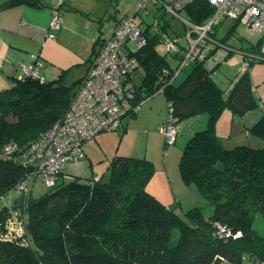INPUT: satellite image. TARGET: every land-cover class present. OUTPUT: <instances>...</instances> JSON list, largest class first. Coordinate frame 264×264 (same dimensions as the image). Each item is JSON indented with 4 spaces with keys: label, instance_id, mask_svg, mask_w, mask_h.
Returning <instances> with one entry per match:
<instances>
[{
    "label": "trees",
    "instance_id": "16d2710c",
    "mask_svg": "<svg viewBox=\"0 0 264 264\" xmlns=\"http://www.w3.org/2000/svg\"><path fill=\"white\" fill-rule=\"evenodd\" d=\"M23 3L36 5L38 0H8L0 9ZM184 10V18L195 25L205 24L213 13L207 0H196ZM156 17L163 20L159 31H151L153 23H145L147 44L131 47L144 76L141 83L133 79L136 92L124 119L135 117L142 104L159 93L167 99L166 122L176 127L185 119L208 114L207 127L193 133L179 164L183 179L199 186L213 212L206 216L195 206L179 215L147 190L154 172L151 159L118 155L109 162L108 179L94 175L64 181L60 171L57 183L41 197L22 192L3 205L0 264H264V236L255 228L257 215L264 217V146L229 148L216 133L225 109L243 115L259 105L249 65L230 90L219 86L213 75L222 64L211 65L215 50L240 22L221 39L213 31L215 47L207 49L211 40L201 44L191 71L176 84L180 65H171L169 56L181 60L188 46L169 34L164 14ZM162 31L176 41V51L159 50L165 43ZM263 37L244 50L250 64L264 61L250 56L260 54ZM104 40L96 41L94 57L97 43ZM93 59L86 73L72 83L67 82L71 67L52 77L41 74L47 66L44 59L39 74L13 76L11 85L0 89V200L20 189L21 182L34 181L35 170L25 157L36 140L63 120ZM250 132L264 140V114ZM174 229L179 230L177 239Z\"/></svg>",
    "mask_w": 264,
    "mask_h": 264
},
{
    "label": "rangeland",
    "instance_id": "374dc122",
    "mask_svg": "<svg viewBox=\"0 0 264 264\" xmlns=\"http://www.w3.org/2000/svg\"><path fill=\"white\" fill-rule=\"evenodd\" d=\"M66 3L60 6V0H52L51 7H45L49 13H60L64 19L63 27L66 29L64 35L56 39H46V46L43 42L35 43L33 54L39 56V60H46V68L41 74L52 77L61 72L63 68L71 67L67 76V82L80 79L90 65V58L93 59V48L100 38L109 39L116 27L118 20L124 16L133 15L137 10L140 0H65ZM49 5V3H46ZM53 5V6H52ZM164 14L169 21L168 32L173 37H178L181 43L188 46L186 37L187 27L184 21L170 13H164L160 4L154 1H147L146 7L139 9L135 19L138 23L145 19V23H155L157 17ZM186 11H181L185 16ZM52 19V18H50ZM163 22V21H160ZM235 24L232 20H226L215 27V38L221 39L227 36L228 30ZM56 30L53 32L55 33ZM264 35V29L256 31L245 24L238 23L234 31L226 38L225 44L218 46L211 58V65L221 61V66L214 73L219 86L226 89L231 79L249 65V73L253 81L254 91L259 99V105L246 114L232 113L225 109L216 123V133L224 139L229 148L246 144L252 147H263L264 140L250 132L254 121L264 113V61L251 62L247 55H243L241 48L253 47ZM98 49L101 43H97ZM212 42L207 49L214 48ZM167 45L161 43L159 50L165 53ZM255 49V48H254ZM233 50L234 52H230ZM185 51V50H183ZM182 51V52H183ZM229 53H231L229 55ZM246 57V58H245ZM87 61V62H86ZM173 66L180 65V59L169 56ZM1 64V63H0ZM1 67V66H0ZM193 67L188 62L179 72L175 83H180ZM53 72L54 74H50ZM7 72L0 68V89L11 85L10 78L5 77ZM18 75H22L18 69ZM52 75V76H50ZM144 70L139 68L134 73V78L141 83ZM152 110V111H151ZM168 117L167 99L164 93H159L149 98L142 104L138 115L126 117L123 124L117 129H110L100 132L85 145L86 155L77 164L66 163L62 168L60 180L69 181L74 177L82 180L95 176L109 177V162L115 156L147 157L154 163V172L147 183V190L155 195L160 201L176 210L184 216L185 212L192 207L199 206L204 214L209 216L213 212V204L202 192L195 182L187 183L181 174L180 158L183 149L193 133L207 127L208 114L202 113L178 123V136L175 144L166 146L164 134L161 132L162 124ZM161 118L163 120H161ZM125 125L127 126L126 130ZM167 148V149H166ZM43 178L38 175L30 185V195L39 198L50 190ZM19 188L11 191L4 199L0 200V209L5 204L22 194ZM256 230L264 236V217L258 214L255 220ZM174 239L179 236V230H173ZM222 264H232L223 261Z\"/></svg>",
    "mask_w": 264,
    "mask_h": 264
},
{
    "label": "built area",
    "instance_id": "2783aa9c",
    "mask_svg": "<svg viewBox=\"0 0 264 264\" xmlns=\"http://www.w3.org/2000/svg\"><path fill=\"white\" fill-rule=\"evenodd\" d=\"M147 1L140 0L137 10L146 7ZM160 4L164 13L181 18L187 27L188 49L180 60V70L188 62H193L200 54V45L212 41L211 33L215 27L226 20L239 21L256 31L264 29V0H207L213 13L203 25H195L183 16V11L196 0H152ZM64 0H60L62 5ZM122 18L116 25L112 36L105 39L92 61L87 76L80 84L63 120L33 143L25 157L28 166L34 168L48 186L58 181L60 171L66 163L77 164L85 157L84 145L100 132L120 127L124 116L130 112L132 98L135 96L134 73L138 61L131 55L132 48L144 47L148 39L142 25L135 19L136 13ZM62 15L54 13L51 31L60 29ZM159 18L151 26V31L160 29ZM48 37L56 39L54 32ZM162 38L171 53L176 51V41L162 31ZM251 57L264 59V37L260 54ZM36 64H23L22 74H39L41 61L32 55ZM247 64L244 68H246ZM166 146L175 144L178 130L170 120L162 124ZM36 178V177H35ZM98 179V177L96 178ZM33 180L20 183V189L28 194Z\"/></svg>",
    "mask_w": 264,
    "mask_h": 264
},
{
    "label": "crops",
    "instance_id": "0c3cea01",
    "mask_svg": "<svg viewBox=\"0 0 264 264\" xmlns=\"http://www.w3.org/2000/svg\"><path fill=\"white\" fill-rule=\"evenodd\" d=\"M6 1L8 0H0V5ZM46 3H49V5ZM51 4H53L52 0H38L36 5L23 3L0 9V68L7 72L6 78L9 77L11 79L13 76H19L18 69L21 70L23 64L31 65L37 63L32 59V55H35L32 53L34 52V44L43 42L44 46H46V39L49 38L48 33L53 32L50 29L52 20L50 18L53 15L45 9V7H51ZM63 24L64 19L60 29L55 31L56 38L64 35L66 29ZM210 42L215 45L213 41ZM244 50H247V48L240 49L241 52L243 51L242 54L247 57L249 54L244 53ZM41 54L42 52L40 51L35 56L39 59ZM50 74L54 73L50 72ZM240 74L231 79L230 85L225 90L232 88ZM215 81L218 83L216 79ZM259 117L256 118L258 119ZM161 120L163 119L161 118Z\"/></svg>",
    "mask_w": 264,
    "mask_h": 264
}]
</instances>
